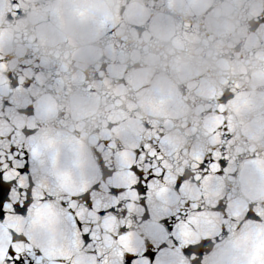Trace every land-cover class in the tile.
I'll return each instance as SVG.
<instances>
[{"label":"water","instance_id":"obj_1","mask_svg":"<svg viewBox=\"0 0 264 264\" xmlns=\"http://www.w3.org/2000/svg\"><path fill=\"white\" fill-rule=\"evenodd\" d=\"M225 97L230 102L221 116L217 107ZM28 107L31 117L24 114ZM221 119L231 129L224 144L229 174L221 182L201 172L208 179L200 183L193 162L211 159ZM27 129L34 131L30 138ZM144 143L164 148L167 175L142 170L138 199L128 168ZM9 144L28 167L30 184L36 179L59 196L92 182L96 208H116L102 218L85 215L95 242L87 249L71 236L77 264H92V257L96 264H121L122 225L133 234L129 247L137 254L145 247L154 259L152 244L175 241L150 221L157 217L165 229L174 228L186 200L204 213L182 239L214 231L219 220L209 204L221 188L230 193L233 215L246 206L264 214V173L249 163L264 159V0H0V158ZM31 146L61 163L86 165V182L57 187L28 156ZM181 174L187 182L179 191L174 181L182 183ZM109 183L127 191L113 198L122 189L101 191ZM9 224H23L33 244L49 250L70 235L40 236L27 220ZM172 258L180 264L177 253Z\"/></svg>","mask_w":264,"mask_h":264},{"label":"snow or ice","instance_id":"obj_2","mask_svg":"<svg viewBox=\"0 0 264 264\" xmlns=\"http://www.w3.org/2000/svg\"><path fill=\"white\" fill-rule=\"evenodd\" d=\"M226 102H230L227 97L218 103L217 113L221 116L224 115L223 105ZM24 114L31 117L34 112L31 107H28ZM24 135L30 138L34 135V131L27 129ZM214 135L219 146L214 145V150L208 155L211 159L205 160L202 157L193 162L197 173L193 179L200 183L208 179L207 176L202 178L199 175L201 172L209 173L222 182L229 174L232 164L224 148L226 140L230 143L228 137L231 135V129L225 119L220 120ZM20 147L23 149L22 146ZM103 147H108V145ZM15 151L13 144H9L8 154L0 158V232L4 234V238L0 239V264H77L72 251L71 236H75L79 246H87V249H91L95 242L94 233L85 223V215H96L102 218L114 213L116 208L112 207L110 210L96 208L94 197L97 194L92 192L91 198L89 196L92 182L78 193L61 191L59 196L53 195L47 187H41L36 179L30 184L26 175L28 167L18 163L21 157L13 155ZM27 154L39 165V169L51 174L52 181L61 189L71 183L86 182V165L79 161L61 163L58 156H45L37 146L27 147ZM133 156L134 162L129 165L128 171L135 178L132 191L139 199L135 188L138 178L143 175V171H146L145 168L149 174L155 170L158 177L166 178L164 148L161 146L157 151L151 143H144L142 146L137 144ZM223 161H227V166L222 169ZM206 163L210 164V167L204 168ZM249 163L264 173V159L256 157ZM155 165L159 167H154ZM232 171L235 172L234 169ZM114 175L115 173L112 172L108 182ZM179 177L183 182L178 183L176 179L174 188L178 187L180 191L187 181L183 174ZM109 187L122 189L119 195H111L113 198L127 191V189L110 183L107 187L102 186L101 191L109 194L107 190ZM150 187L151 184H149V190ZM38 188H41L39 194H37ZM181 207L185 209L182 216L177 214L179 209L173 213L177 214L178 220L174 228L165 229L157 223V217H153L150 221L158 225L166 237L170 235L175 241L173 244L171 240L165 238L158 244L149 242L158 249L154 259L151 258L152 252L145 247L139 254L136 248L129 247V240L133 234L129 231H121L125 227L122 225L119 228L121 235L117 241L123 245L120 251L121 264H137L138 261H142L143 264H174L172 252L179 255L180 264H264V214L260 210L246 206L241 215H233L230 211L233 207L230 193L221 188L215 201L209 204L211 214L219 220L215 230L197 236L193 240L185 241L182 239L184 230L190 229L193 232L197 230L198 225L194 223V219L203 215L204 209L199 203L187 200L182 203ZM10 218L16 221L27 220L31 231L40 236L54 234L60 230L70 235L65 237L61 245L54 244L49 250L40 245H34L32 237L23 224L12 226L9 224ZM144 224L147 225L149 222ZM130 226L129 224L127 228ZM258 226L259 235L257 234ZM99 255L101 253L97 251L96 256ZM92 264H96V257H92ZM101 264L104 262L101 261Z\"/></svg>","mask_w":264,"mask_h":264}]
</instances>
